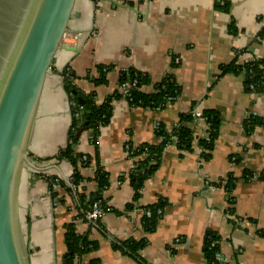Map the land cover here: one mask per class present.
<instances>
[{"label": "crops", "instance_id": "0c3cea01", "mask_svg": "<svg viewBox=\"0 0 264 264\" xmlns=\"http://www.w3.org/2000/svg\"><path fill=\"white\" fill-rule=\"evenodd\" d=\"M113 1H96L95 8L93 0L75 1L65 48L55 54L45 78L27 149L32 166L23 169L17 198L29 264H67L65 227L82 211L65 179L76 172L93 191L95 155L108 176L103 198L109 210L91 225L84 223V236L94 247L84 248L74 264H205L207 232L218 237L223 263L264 264V90L247 89L236 71L221 73L228 65L242 67L251 56L247 47L264 61V0ZM236 48L243 53L236 56ZM98 65L113 66L103 83L97 82ZM66 68L76 87L92 92L99 104L117 92L119 72L129 68L148 76L146 93L166 77L180 92L157 108L112 99L108 122L95 133L83 130L74 146L75 154L92 158L83 167L55 158L67 146L72 119L63 86ZM192 109L218 117L213 147L202 155V131L192 125L191 150L174 143L163 148L135 203L163 202L147 232L140 216L127 209L133 198L127 149L156 144L159 125L171 130ZM252 117L259 123L248 131ZM44 176L63 182L64 205ZM142 239L146 245L136 254L117 247Z\"/></svg>", "mask_w": 264, "mask_h": 264}, {"label": "trees", "instance_id": "16d2710c", "mask_svg": "<svg viewBox=\"0 0 264 264\" xmlns=\"http://www.w3.org/2000/svg\"><path fill=\"white\" fill-rule=\"evenodd\" d=\"M219 6V5H218ZM217 6V7H218ZM222 10L226 11L227 5L223 4L219 6ZM99 78V83H103L105 80L106 73L113 69L112 65H98L96 67ZM236 71L244 76L245 84L247 89L250 85H253L252 91L264 90V61L258 60L252 65L244 64L242 67H236L235 65H228L221 68V73L228 71ZM63 81L67 84L64 87L66 94L69 97L70 111H71V125L68 129L67 146L57 152L55 158L58 160H68L71 162H79L81 166H88L91 157L86 156L82 158L81 155H77L74 152V146L79 139L80 133L85 129H90L95 133L101 125H105L111 115V101L118 97H122L132 106H145V107H163L165 104L177 97L180 90L177 85L168 77H166L159 85L155 87L152 93H146L144 87L149 83V78L134 69H126L119 72L118 75V86L125 82L135 81V85L130 88L127 96H122L117 89V92L106 98L102 103H97L94 94L91 92L85 94L74 84V75L71 70L66 68L63 71ZM250 90V89H249ZM204 122L207 125V137L199 138L198 145L203 150V156H207L209 151L214 144L218 117L212 112H201ZM193 117L191 113L181 114L179 121L175 127L171 130H167L162 125H159L156 130V136L159 138V142L156 144H141L139 146L128 147V156L132 160V168L128 172V181L133 189V198L127 205V209L132 212L141 210L139 221L141 226L147 232H151L154 228L155 222L161 216L163 208V202L157 201L154 204L147 205L144 207L135 206V203L139 199L141 187L144 182L153 175L157 169L160 156L163 148L174 143L180 149L191 150L192 143L194 141L192 133ZM256 118H249L246 122V128L251 131L256 124H258ZM207 153V154H206ZM95 170L94 176L90 182L93 185V191H88L87 188L82 184V178L78 173H73L72 184L78 188L77 202L81 208L82 213L74 216L72 221L69 222L65 227L64 241L66 246L65 259L67 264H74L78 256L83 252L84 248L92 250L94 245L88 241L85 235L84 223L89 221L86 219V212H89L92 205L96 203L99 209L103 212L109 210L106 201L103 198L104 192L109 186L108 176L104 169L100 166L98 157L94 156ZM46 182L49 184L52 195L56 201L64 205V196H61L60 192L64 190L65 185L56 176H44ZM246 178V177H245ZM57 179L55 183L58 188H54L50 180ZM218 237L211 232H207L203 239V257L205 264H225L219 258V243ZM82 245L80 246V243ZM146 245V240L140 241H126L122 243V246H117L120 249H127L130 252L136 254L140 249ZM142 264V262H140Z\"/></svg>", "mask_w": 264, "mask_h": 264}, {"label": "water", "instance_id": "95a60500", "mask_svg": "<svg viewBox=\"0 0 264 264\" xmlns=\"http://www.w3.org/2000/svg\"><path fill=\"white\" fill-rule=\"evenodd\" d=\"M75 1L28 0L10 48L1 58L0 264H29L18 217L19 184L24 167L32 166L27 149L41 93L55 54L65 48L62 40L69 33ZM96 1L115 3L93 0L94 8Z\"/></svg>", "mask_w": 264, "mask_h": 264}, {"label": "built area", "instance_id": "2783aa9c", "mask_svg": "<svg viewBox=\"0 0 264 264\" xmlns=\"http://www.w3.org/2000/svg\"><path fill=\"white\" fill-rule=\"evenodd\" d=\"M245 51L248 52V53H251V56H249L248 60L245 61V64L252 65V64L256 63L259 60V58L256 55L252 54L251 48L247 47ZM240 53H243V50H241L240 48L234 49V54L236 56H238ZM263 78H264V73H263ZM134 85H135V81L125 82V83L119 85L118 86L119 93H121V95L123 97L127 96L130 88L133 87ZM249 89L252 91L253 90V85H250ZM190 113H191V116L194 119L192 125H195V126L199 127L201 129V131H202V136L200 138L207 137V130H206L207 125L204 122V118L202 117L201 112L198 111V110L192 109L190 111ZM192 133H193V130H192ZM193 137H194V133H193ZM66 179H67V182L72 187V189L74 190V192L78 193L79 192L78 188H76L72 184L73 176L70 175ZM57 181H58L57 179H51L50 180V183H51V185L54 188H58V186L55 185V183H57ZM134 213L136 215L140 216L141 210H136V211H134ZM103 214H104V212L99 209V206L96 203H94L92 205L90 211L86 212V219L89 221L88 224L91 225V223L96 222L99 218H101V216ZM176 241H178V240H176Z\"/></svg>", "mask_w": 264, "mask_h": 264}, {"label": "flooded vegetation", "instance_id": "af4514ba", "mask_svg": "<svg viewBox=\"0 0 264 264\" xmlns=\"http://www.w3.org/2000/svg\"><path fill=\"white\" fill-rule=\"evenodd\" d=\"M11 5L12 3L8 0H0V69L2 64L1 58L8 52L16 33L17 24L13 25L14 30L9 29L11 26L9 23ZM17 20H19V17Z\"/></svg>", "mask_w": 264, "mask_h": 264}, {"label": "rangeland", "instance_id": "374dc122", "mask_svg": "<svg viewBox=\"0 0 264 264\" xmlns=\"http://www.w3.org/2000/svg\"><path fill=\"white\" fill-rule=\"evenodd\" d=\"M12 3L10 12L11 16L9 18V23L11 24L10 30H14L13 25L17 24L16 19L22 15V10L25 8L28 0H8Z\"/></svg>", "mask_w": 264, "mask_h": 264}]
</instances>
